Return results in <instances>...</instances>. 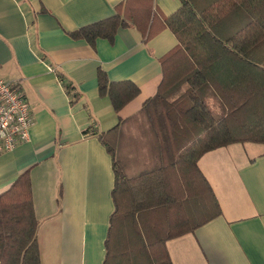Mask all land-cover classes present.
Listing matches in <instances>:
<instances>
[{
  "label": "crops",
  "instance_id": "obj_1",
  "mask_svg": "<svg viewBox=\"0 0 264 264\" xmlns=\"http://www.w3.org/2000/svg\"><path fill=\"white\" fill-rule=\"evenodd\" d=\"M125 1L0 0V77L20 84L33 118L30 140L0 154V192L30 169L42 264L104 263L115 173L98 135L137 114L156 93L161 58L178 43L163 23L181 0H154L158 32L147 41L134 27H120L113 41L71 35L112 16ZM99 69L112 81L139 86L119 112L99 92ZM67 82L79 95L73 102ZM125 134L121 163L135 176L155 160L142 129ZM198 166L221 214L167 242L173 263L264 264V144L219 147L203 154Z\"/></svg>",
  "mask_w": 264,
  "mask_h": 264
},
{
  "label": "trees",
  "instance_id": "obj_2",
  "mask_svg": "<svg viewBox=\"0 0 264 264\" xmlns=\"http://www.w3.org/2000/svg\"><path fill=\"white\" fill-rule=\"evenodd\" d=\"M153 2L126 0L112 16L71 35L113 41L120 27H134L147 41L158 32L152 28ZM163 25L178 43L161 58L156 93L137 114L98 135L115 173L103 264H174L167 242L221 214L199 158L236 142L264 144V0H181ZM66 88L75 101L74 85L67 82ZM98 88L116 112L140 92L132 80L112 81L102 69ZM133 119L155 165L128 176L121 150ZM38 228L26 169L0 192V264H42Z\"/></svg>",
  "mask_w": 264,
  "mask_h": 264
},
{
  "label": "built area",
  "instance_id": "obj_3",
  "mask_svg": "<svg viewBox=\"0 0 264 264\" xmlns=\"http://www.w3.org/2000/svg\"><path fill=\"white\" fill-rule=\"evenodd\" d=\"M33 118L21 86L0 77V154L30 140Z\"/></svg>",
  "mask_w": 264,
  "mask_h": 264
},
{
  "label": "rangeland",
  "instance_id": "obj_4",
  "mask_svg": "<svg viewBox=\"0 0 264 264\" xmlns=\"http://www.w3.org/2000/svg\"><path fill=\"white\" fill-rule=\"evenodd\" d=\"M137 123H138L137 119H133L129 121L128 125H126L125 127H127V129L132 127L134 128L137 125Z\"/></svg>",
  "mask_w": 264,
  "mask_h": 264
}]
</instances>
